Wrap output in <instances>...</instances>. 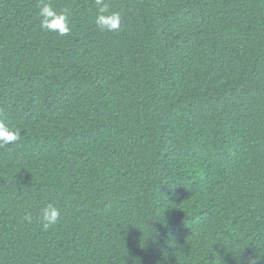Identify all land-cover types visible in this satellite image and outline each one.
Here are the masks:
<instances>
[{"label": "trees", "instance_id": "1", "mask_svg": "<svg viewBox=\"0 0 264 264\" xmlns=\"http://www.w3.org/2000/svg\"><path fill=\"white\" fill-rule=\"evenodd\" d=\"M105 3L0 0V264H264V0Z\"/></svg>", "mask_w": 264, "mask_h": 264}, {"label": "clouds", "instance_id": "2", "mask_svg": "<svg viewBox=\"0 0 264 264\" xmlns=\"http://www.w3.org/2000/svg\"><path fill=\"white\" fill-rule=\"evenodd\" d=\"M97 15L94 18L96 26L108 32L120 30L122 17L120 12L110 11L105 0H95ZM40 27L46 32L59 36H66L70 33V20L67 10L57 11L50 3L42 2L39 8ZM21 129L6 123L0 119V147L14 143L20 139ZM60 209L49 203L42 208L40 213L41 225L44 231L55 226L60 220ZM25 219L31 221V216L26 214ZM237 264H241L240 261ZM255 264V261H251Z\"/></svg>", "mask_w": 264, "mask_h": 264}]
</instances>
